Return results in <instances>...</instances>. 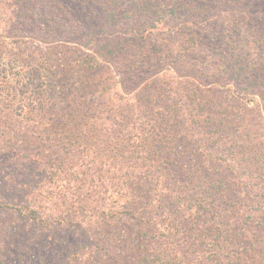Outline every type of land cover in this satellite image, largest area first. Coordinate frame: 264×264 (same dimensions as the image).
<instances>
[{
    "label": "trees",
    "instance_id": "1",
    "mask_svg": "<svg viewBox=\"0 0 264 264\" xmlns=\"http://www.w3.org/2000/svg\"><path fill=\"white\" fill-rule=\"evenodd\" d=\"M229 1L239 4L237 0ZM124 2L84 0L93 16L101 14L100 19L88 20L90 37L100 35L105 39L93 47L98 61L112 64L127 53L128 69L133 71L156 54L153 33L158 26L167 25L168 17H176L179 7L182 16L212 17L208 16L204 0H182V4L176 0H131L130 10L123 8ZM138 10L145 15L152 12L158 18L136 21ZM127 18L132 23L121 28L127 29L125 35H110L114 30L110 28ZM194 19L185 18V23L192 24ZM233 21L232 29L237 30L240 24ZM193 24V32L183 40V55L198 50L205 37L202 32L197 34L198 27ZM216 39L211 37L212 42ZM229 47L227 59L225 54L216 61L222 78L211 82L217 86L213 90L225 87L221 79L248 78L261 71L262 52L253 54ZM98 61H93L94 65H102ZM39 69L40 66L26 65L14 78H2L0 82L4 96L0 103L7 112L0 121V128L5 130L0 134V161L7 158V151L18 152L19 164L10 174L19 172L25 180L17 182V177H6L0 163V264H182L183 245L186 251L188 248L196 257H203L198 246L208 237L215 239L214 231L226 234V242L239 248L240 231L233 235L231 230L239 221L240 210L229 192L236 188L235 195L240 197V192L247 193L249 184L240 180L225 194L217 193L214 175L207 174L216 172L209 167L216 168L212 162L220 151L215 147L208 151L209 146L204 151L179 147L181 137L186 141L183 127L187 118L178 128L181 122L174 118L156 119L146 113L144 117L136 116L141 122L137 130L130 127L132 132L123 133V129L122 135L119 128L127 126L125 116L115 118L113 125L119 128L113 133H107L108 128L105 133L99 130L97 122L84 114L50 117L47 111L52 96L46 82L36 78ZM218 72L216 77H220ZM135 108L136 114L144 109ZM200 132L203 145L211 138H223L222 132L216 130L211 134L202 129ZM49 134L53 135L54 145L45 143L43 135ZM20 148L27 150L21 158ZM227 151L225 147L222 152ZM75 158L80 159L79 164ZM9 189L19 194L7 196ZM258 203L259 199L255 204ZM193 233L197 240L183 244L182 234L191 239ZM241 235L254 237L247 229ZM257 247L241 248L242 256L247 259L251 251H260ZM219 257L216 253L215 258ZM195 262V258L188 260L189 264Z\"/></svg>",
    "mask_w": 264,
    "mask_h": 264
},
{
    "label": "rangeland",
    "instance_id": "2",
    "mask_svg": "<svg viewBox=\"0 0 264 264\" xmlns=\"http://www.w3.org/2000/svg\"><path fill=\"white\" fill-rule=\"evenodd\" d=\"M130 1L125 0L123 8L130 10ZM176 2L182 4V0ZM237 2L239 4L232 5L229 0L219 3L204 0L211 19L182 16V8L179 7L177 16L168 17L167 25L158 26L153 33L152 40L158 49L156 54H151L143 67L133 71L128 69L130 55L127 53L112 64L98 61L94 48L105 39L100 35L94 39L90 37L88 20L100 19L101 14L93 16L90 5H85L84 0H0V38H4L0 39V82L2 78L16 76L26 65L40 66L41 69L35 73L36 78L46 82L52 96L47 114L55 118L84 114L97 122V128L104 133L107 128V133L117 131L119 127L113 122L122 116L127 117L128 122L127 126L119 128L121 134L123 129V133L137 130L141 124L137 118L144 117L146 113L156 119L174 118L181 122L177 124L178 128L187 118V125L183 127L186 141L181 137L179 147L204 151L209 146L208 151L211 147L220 151L218 159L212 162L216 168L209 167L216 172L207 174L214 175L212 179L217 185V193L225 194L240 180L249 184L247 193L240 192L241 199L235 195L236 188L229 192L231 201L239 205L240 210L239 221L231 230L233 235L240 231L241 238L238 240L237 237L239 248L235 249L234 245L226 242V234L214 231L215 239L208 237L198 246L205 258L201 255L196 257L188 248L187 252L183 245L182 264H189L188 260L194 258L197 260L194 264H264V62L260 63L261 71L253 73L252 77L229 76L226 81L221 79L226 85L217 90H213L217 86L211 84L213 80L222 78V73L216 69L219 63L216 61L225 54L227 59L229 46L253 54L262 52L261 60L264 58V0ZM137 12L136 21L158 18L152 12L150 15L142 14L140 10ZM185 18L194 19L197 34L202 32L205 35L198 50L189 55L182 54L186 46L183 40L193 32L194 24L187 25ZM130 19L111 27L110 30H114L110 35H117L113 36L115 38L124 36L127 29L121 28L130 27ZM234 19L238 22L236 24H240L237 30L232 29ZM115 30L121 33L116 34ZM213 36L217 39L212 42ZM98 38L101 41H96ZM93 61L102 65L96 66ZM217 72L220 77H216ZM2 96L0 90V98ZM0 106L1 121L7 112L3 109L4 103ZM135 106L144 109L136 114ZM130 127L134 129L131 131ZM201 129L210 134L215 130L222 132L223 138H211L203 145ZM3 131L0 128V134ZM52 136L43 135L46 144L54 145ZM201 145L205 147L202 149ZM225 147L227 157L222 152ZM21 150L20 158L27 153L26 149ZM33 152L38 151L34 149ZM17 153L7 151V158L0 161L5 167L6 177L14 176L10 172L19 164ZM76 160L79 164L80 159ZM14 177H17V182H25L19 172ZM16 193L9 189L7 196L14 197ZM258 199L260 204H255ZM245 229L254 237L242 236ZM191 236L188 239L189 235L182 234L183 244L197 240L194 233ZM252 245L259 246L260 251H251L246 259L241 248ZM216 253L219 258H215Z\"/></svg>",
    "mask_w": 264,
    "mask_h": 264
}]
</instances>
